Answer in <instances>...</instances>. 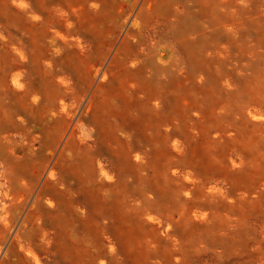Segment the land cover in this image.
Instances as JSON below:
<instances>
[{"label": "bare ground", "instance_id": "1", "mask_svg": "<svg viewBox=\"0 0 264 264\" xmlns=\"http://www.w3.org/2000/svg\"><path fill=\"white\" fill-rule=\"evenodd\" d=\"M217 2L0 0V264H264V97L201 77Z\"/></svg>", "mask_w": 264, "mask_h": 264}, {"label": "rangeland", "instance_id": "2", "mask_svg": "<svg viewBox=\"0 0 264 264\" xmlns=\"http://www.w3.org/2000/svg\"><path fill=\"white\" fill-rule=\"evenodd\" d=\"M231 1L218 0L217 3L221 6L220 11L223 14L227 15ZM236 4L240 10L235 17V28L232 33L226 31V26L220 34L212 29L204 30L206 34L214 38L212 42L211 40L208 42L219 46L218 49L211 47L212 44L208 46L212 52L204 58L201 77H229L233 85L235 81L240 80L239 86L250 87V92L247 93L251 100L252 98L261 99L264 97V12L259 10L264 11V0H251L246 5V12L242 11L241 0H237ZM258 6H261L260 9L257 8ZM206 79L205 84L208 86L209 78ZM248 80L251 81L247 82ZM218 89L223 92L220 88ZM230 95L239 97L238 91Z\"/></svg>", "mask_w": 264, "mask_h": 264}]
</instances>
